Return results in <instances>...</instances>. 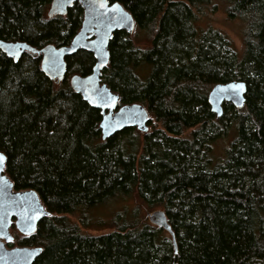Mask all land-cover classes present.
Wrapping results in <instances>:
<instances>
[{"label":"trees","instance_id":"trees-1","mask_svg":"<svg viewBox=\"0 0 264 264\" xmlns=\"http://www.w3.org/2000/svg\"><path fill=\"white\" fill-rule=\"evenodd\" d=\"M51 1L0 0V39L69 43L83 8L50 18ZM110 1L133 14L149 44L115 32L102 79L121 103L147 107L150 133L129 127L103 139L100 109L69 83L92 71V53L69 57L56 84L39 55L15 62L0 50L6 173L17 189L38 191L50 211L19 244L43 247L35 264H264V0H223L229 18L243 22L240 53L221 30L199 28L213 0ZM231 80L247 82L245 104L225 103L217 116L208 94ZM230 128L236 139L215 159L213 144ZM130 197L153 210L147 218L124 209L110 231L88 232L93 208ZM156 210L167 213L175 241L151 221Z\"/></svg>","mask_w":264,"mask_h":264},{"label":"water","instance_id":"water-1","mask_svg":"<svg viewBox=\"0 0 264 264\" xmlns=\"http://www.w3.org/2000/svg\"><path fill=\"white\" fill-rule=\"evenodd\" d=\"M75 2L84 9V19L80 31L69 44L46 45L37 49L26 41L0 39V49L18 60L26 51L39 53L42 57L43 71L58 81L67 72L66 58L79 50L93 53L95 64L88 75L74 74L70 83L74 91L81 94L91 106L100 109L102 119L100 128L103 139H107L125 128L136 127L148 132L151 116L149 110L139 102L120 105V93L113 90L102 80V72L110 62V43L114 33L126 30L133 33L136 22L133 14L119 1L110 0H52L48 15L66 14ZM248 90L244 80H231L216 83L208 94L212 112L217 116L224 113V104L231 103L236 108L244 106ZM4 160L0 161V264H35L43 247L15 245L12 226L24 235L34 234L44 217L50 211L35 189H17L13 180L6 173L7 155L0 150ZM151 221L171 233H175L167 213L156 210L150 214ZM176 244V243H175ZM178 264V263H174Z\"/></svg>","mask_w":264,"mask_h":264},{"label":"rangeland","instance_id":"rangeland-1","mask_svg":"<svg viewBox=\"0 0 264 264\" xmlns=\"http://www.w3.org/2000/svg\"><path fill=\"white\" fill-rule=\"evenodd\" d=\"M227 4L223 0H213L210 5L204 6L203 11L198 14V26L201 30H207L208 28H214L224 32L232 41L234 48L237 52H242L244 47V32H243V22L238 19H230L226 11ZM133 39L136 44L146 47L148 43V38L144 32L136 29V33L133 34ZM146 69V68H145ZM143 68V72L145 71ZM154 123V118L151 115V120L149 121L150 129L148 132H140L142 134L150 133L152 131V124ZM236 131L234 128H230L229 132L224 136L217 139L213 144V157H217L225 153L227 147H229L232 142L236 139ZM138 207V212L141 218H147L148 212L150 210L142 202L137 199V197L121 198L117 200H112L111 202L100 205L91 210V215L96 219L93 223V228L89 229L88 232L91 234L105 233L113 229L114 219L119 215H123L124 209L131 210ZM101 221L100 223H97ZM97 225V226H94ZM15 235V245L19 244L18 238L22 235L14 226L12 229Z\"/></svg>","mask_w":264,"mask_h":264},{"label":"flooded vegetation","instance_id":"flooded-vegetation-1","mask_svg":"<svg viewBox=\"0 0 264 264\" xmlns=\"http://www.w3.org/2000/svg\"><path fill=\"white\" fill-rule=\"evenodd\" d=\"M52 2V1H51ZM112 2V1H111ZM76 3H78V4H80L79 2H75V4ZM74 4V5H75ZM51 5V4H50ZM73 5V6H74ZM81 5V4H80ZM72 6V7H73ZM82 6V5H81ZM72 7H70V8H72ZM125 7V6H124ZM49 8H50V6H49ZM49 8H48V10H47V15H48V12H49ZM69 8V9H70ZM83 8V7H82ZM129 11V10H128ZM68 12H69V10H68ZM68 12L66 13V14H68ZM83 12H84V9H83ZM66 14H58V15H66ZM55 16H57V15H54V16H49L48 15V17H50V18H53V17H55ZM83 19H84V15H83ZM134 19H135V17H134ZM82 22H83V20H82ZM82 22H81V26H82ZM135 22H136V19H135ZM81 26H80V28L78 29V31L76 32V34L80 31V29H81ZM136 29H137V22H136V27H135V30L133 31V33H129L128 31H126V30H119V31H125V32H127V33H129V34H134V32L136 31ZM117 32V31H116ZM75 34V35H76ZM115 34V33H114ZM74 35V36H75ZM74 36H73V38H74ZM72 38V39H73ZM114 38V37H113ZM72 39H71V41H72ZM4 40V39H3ZM11 41H25V40H11ZM70 41V42H71ZM112 41V40H111ZM26 42H28V41H26ZM69 42V43H70ZM29 43V42H28ZM69 43H67V44H69ZM29 44H31V43H29ZM49 44H53V45H56V44H54V43H48V44H46V45H49ZM111 44V43H110ZM32 45V44H31ZM46 45H44V46H42V47H36V46H34V45H32V46H34V47H36L37 49H41V48H43V47H45ZM64 45H66V44H64ZM56 46H62V45H56ZM1 50V49H0ZM2 51V50H1ZM80 51V50H79ZM86 51V50H85ZM110 51H111V49H110ZM3 52V51H2ZM89 52V51H88ZM26 53H32V54H37V55H39V57H40V66H41V62H42V55L41 54H39V53H34V52H30V51H26L21 57H23ZM91 53V52H90ZM76 54V53H75ZM93 54V53H92ZM7 55V54H6ZM8 56V55H7ZM73 56V55H72ZM94 56V55H93ZM8 57H10V56H8ZM20 57V58H21ZM69 57H71V56H69ZM69 57H67L66 58V60H67V72H66V74H65V76L63 77V79L62 80H60V81H58V78H56V79H54V78H52V77H50V76H48L44 71H43V69H42V66H41V69H42V71L49 77V78H51L52 80H54L55 82H56V84H60L61 82H63L65 79H66V77H67V73H68V68H69V63H68V58ZM10 58H12V57H10ZM19 58V59H20ZM95 58V57H94ZM110 58H111V56H110ZM13 59V58H12ZM18 59V60H19ZM14 60V59H13ZM18 60H14L15 62H17ZM95 62H96V60H95ZM95 62H94V64H95ZM110 63V62H109ZM94 64H93V66H94ZM93 66H92V68H93ZM108 66V65H107ZM106 66V67H107ZM105 67V68H106ZM104 71V70H103ZM91 73V72H90ZM74 74H80V73H74ZM74 74H71L70 75V77H69V83H70V79H71V77L74 75ZM89 73H87V74H82V75H88ZM102 74H103V72H102ZM103 80V79H102ZM70 85H71V83H70ZM72 87V86H71ZM141 103V102H140ZM123 104H126V103H121V100H120V105H123ZM143 104V103H142ZM144 105V104H143ZM145 106V105H144ZM146 107V106H145ZM147 108V107H146ZM150 113V112H149ZM150 116H151V114H150ZM136 128V127H135ZM149 129H150V125H149ZM7 164V163H6ZM5 171H6V169H5ZM15 184V183H14ZM15 225H13L12 226V228L14 227ZM13 233V232H12ZM20 234L22 235L21 237H23V236H30V235H24V234H22L21 232H20ZM14 235V234H13ZM14 242H15V235H14V241H12V242H10L9 244H8V246H14ZM13 244V245H10V244Z\"/></svg>","mask_w":264,"mask_h":264},{"label":"snow or ice","instance_id":"snow-or-ice-1","mask_svg":"<svg viewBox=\"0 0 264 264\" xmlns=\"http://www.w3.org/2000/svg\"><path fill=\"white\" fill-rule=\"evenodd\" d=\"M4 160V157L2 154H0V161H3Z\"/></svg>","mask_w":264,"mask_h":264}]
</instances>
